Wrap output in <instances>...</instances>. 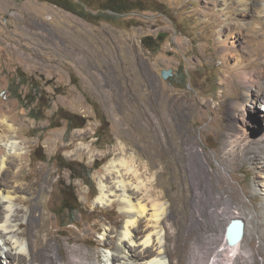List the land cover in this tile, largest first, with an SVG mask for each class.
<instances>
[{
    "label": "rangeland",
    "instance_id": "1",
    "mask_svg": "<svg viewBox=\"0 0 264 264\" xmlns=\"http://www.w3.org/2000/svg\"><path fill=\"white\" fill-rule=\"evenodd\" d=\"M139 3L140 8L116 20L94 23L46 1L0 0V116L15 123V134L24 146L22 158L6 165L0 181L17 196L25 225L31 210L37 225L42 222L40 214L46 213L52 233L66 243L60 249L52 240L56 256L76 264L70 248L77 245L99 260L115 252L109 243L118 245L125 220L117 200L100 202V179L111 180L106 166L113 159L135 156L141 170L149 168L160 182L170 247L177 251L184 247L187 252L188 257L180 252L166 257V264L201 263L192 255L196 248L225 243L224 225L234 211L245 217L243 210L248 209L256 210V219L244 218L247 227L240 251L245 257L236 258L234 264H264L262 195L255 188V181L264 180V165L251 153L243 154L240 145L229 151L224 147L234 131L246 129L251 142L264 133V101L259 105L253 101L264 93V76L252 81L245 75L264 62V22L255 19L252 35L229 37L231 22L241 15L227 17L220 0ZM250 10L248 18L256 14ZM218 27L226 33L222 35ZM160 34L165 35L159 38ZM146 38L152 47L143 42ZM224 40L230 43L227 48ZM238 58L247 65L236 62ZM17 68L55 94L46 119L32 118L7 90ZM168 69L172 74L164 78L162 72ZM53 86L61 91L55 93ZM239 94H244L243 105L233 109ZM90 100L99 105L107 122L98 134L102 113ZM59 106L82 115L84 126L69 135L64 120L62 126L47 128ZM37 148L47 160L36 155ZM6 151L1 144L0 156ZM56 153L100 165L92 174L93 188L74 180L83 208L70 225L58 212L61 181L71 178L50 160ZM207 206L224 215L217 223L209 218L211 226L201 215ZM107 230L114 231L113 239L107 238ZM211 235L217 241L206 244ZM12 262L1 252L0 264Z\"/></svg>",
    "mask_w": 264,
    "mask_h": 264
},
{
    "label": "bare ground",
    "instance_id": "2",
    "mask_svg": "<svg viewBox=\"0 0 264 264\" xmlns=\"http://www.w3.org/2000/svg\"><path fill=\"white\" fill-rule=\"evenodd\" d=\"M220 2L222 3L223 10L225 11L224 14L227 17H230L231 14L241 15V17H237L234 22H231L229 37H234L232 34H241L245 36L252 35L250 34V31H252L255 19H259L264 22V0H220ZM250 9H253L256 14H251L252 17L248 18L247 16L251 12ZM218 28L220 29L222 35L226 33V30L222 29L223 27ZM225 41L226 40H224V45L227 48L230 43L228 44ZM240 61L241 64L247 65L244 64L241 58H238L236 62ZM245 73L248 78L249 76L252 78V81L255 80L254 77L264 76V62L258 69H254L250 72L246 71ZM249 93H246V95H249ZM243 99L244 94L243 96L239 94L238 100L232 104V108L237 109L241 107L243 105ZM253 101L255 104H261L262 101H264V93L257 94ZM2 115L3 114L0 116V125L3 126L1 129L2 133L0 134V145L2 144L6 146L8 152L6 151L7 153L0 156V177L5 173L3 170L9 162L11 163L19 158H22L21 155L24 150L23 144H21V141L15 134L18 129L16 128L15 123H10L8 118L3 117ZM243 118H245V116H243ZM250 138L251 137L248 136V133L244 128L241 130V133H236L234 131L229 134L224 147L229 151V149H232L234 146L240 145L243 154L251 153V155L259 161V163L264 165V133L256 139L257 141L254 140L255 142H251ZM240 139L241 141H239ZM124 148L125 147H123V149ZM131 157L130 159H113L106 166L111 180L105 182L103 179H100V202L108 203L117 200L120 204H122V209L125 213V220L121 224L118 231V245L114 246L112 241L109 243L110 247L115 248V252H107L104 254L102 259L94 260L91 253L82 250L83 248L81 246H72L70 248V252L73 254L72 256L74 257L76 264H166V257L171 259V257L176 253L178 254V252L183 253L182 255L188 257L184 247L177 251L169 245L171 236L168 234L166 226L167 202L162 200L163 195L160 191H158V187L160 186L159 180L155 179L156 177L152 175L149 168H146L145 172H143L141 170L140 163L138 162L137 164L135 156ZM212 175L215 176L216 180V175L214 173H212ZM259 180L255 181V188L262 195V208L264 213V180ZM4 187L8 188L6 184H2V181H0V254L1 252L6 253L7 257L11 258L13 261L11 264H57L56 259H59L62 264H71L72 260H65L63 256L55 255L52 240H56L60 249H62V246L66 245V243L64 242V239L57 237V235L52 233V229L49 224L50 221L48 222V216H46V213L40 214L42 222L37 225L35 210L30 209L31 211L29 217L27 218L29 220L25 225L24 221L26 220V216L21 215L20 210L16 207L17 196L13 195L10 191L5 190ZM203 198H205L204 195ZM239 212L234 211V215L231 214L232 216L230 217V220L224 225V229H222L224 234H226L227 226L232 218L244 219L246 217L247 219H256V210H243V213L246 215L245 217ZM201 215L203 217V221H205L208 226H211L212 224L210 223L209 218H213L214 223H217L220 221L223 213H220L218 210L212 211L210 207L207 206L206 208L203 207ZM23 225H25L26 228L23 232H21L20 228ZM113 233V230H107L105 235L108 239H113ZM80 239L81 238L75 241L79 242ZM69 240L72 241V236ZM216 241L217 238L211 235L208 237L206 244L215 243ZM241 241L232 246L227 244V242L218 244L217 246H200L197 247L194 252L193 249H191L189 256H192L193 254L198 256L197 262H201L198 264H234V260L236 258L245 257V254L240 251ZM30 242L34 244L33 249ZM245 263H248V261L246 260ZM170 264L175 263L170 261ZM189 264L195 263L190 262ZM239 264H241V262H239Z\"/></svg>",
    "mask_w": 264,
    "mask_h": 264
},
{
    "label": "trees",
    "instance_id": "3",
    "mask_svg": "<svg viewBox=\"0 0 264 264\" xmlns=\"http://www.w3.org/2000/svg\"><path fill=\"white\" fill-rule=\"evenodd\" d=\"M53 3L61 8H64L76 15L83 17L90 22H100L102 20H116L121 15L140 8V0H40ZM148 38L143 40L148 47H152L151 41ZM55 93H59L61 88L53 86ZM10 95L15 97L28 110L29 115L36 120H44L47 118V110L52 109L53 97L47 90L41 80L32 75L27 74L22 68H17L15 75L9 80L8 88ZM95 110L102 113L99 105L90 100ZM50 124L47 128L62 126L64 120L67 125L66 135H69L75 128L84 126L85 119L82 115L69 111L63 106H59L51 115ZM101 126L97 130V134L106 126V118L104 114H100ZM46 129V128H45ZM100 135H98V138ZM39 153V154H38ZM36 155L42 160H47L45 152H39L37 148ZM56 162L58 168L62 171L69 172L71 181H61V204L58 215H64L68 219L67 224L76 222V214L81 212L83 203L77 192V187L74 180L80 179L89 188L95 186L93 181V171L100 165H88L85 161L77 159H68L62 153H56L50 158Z\"/></svg>",
    "mask_w": 264,
    "mask_h": 264
},
{
    "label": "water",
    "instance_id": "4",
    "mask_svg": "<svg viewBox=\"0 0 264 264\" xmlns=\"http://www.w3.org/2000/svg\"><path fill=\"white\" fill-rule=\"evenodd\" d=\"M165 34H160L159 38H162ZM163 77L167 78L172 74V70H163ZM246 221L243 218H232L226 229V242L229 245H236L243 240L246 233Z\"/></svg>",
    "mask_w": 264,
    "mask_h": 264
}]
</instances>
